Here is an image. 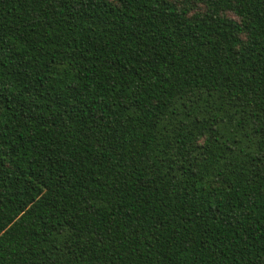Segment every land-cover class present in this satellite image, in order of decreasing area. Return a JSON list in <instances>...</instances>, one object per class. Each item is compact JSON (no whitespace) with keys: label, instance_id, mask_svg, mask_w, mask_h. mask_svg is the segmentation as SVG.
Listing matches in <instances>:
<instances>
[{"label":"trees","instance_id":"1","mask_svg":"<svg viewBox=\"0 0 264 264\" xmlns=\"http://www.w3.org/2000/svg\"><path fill=\"white\" fill-rule=\"evenodd\" d=\"M0 264H264V0H0Z\"/></svg>","mask_w":264,"mask_h":264}]
</instances>
